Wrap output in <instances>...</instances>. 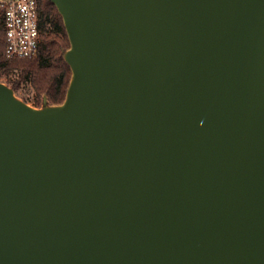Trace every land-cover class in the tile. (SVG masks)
I'll return each mask as SVG.
<instances>
[{"label": "water", "instance_id": "1", "mask_svg": "<svg viewBox=\"0 0 264 264\" xmlns=\"http://www.w3.org/2000/svg\"><path fill=\"white\" fill-rule=\"evenodd\" d=\"M49 1L71 79L0 81V264H264V0Z\"/></svg>", "mask_w": 264, "mask_h": 264}, {"label": "trees", "instance_id": "2", "mask_svg": "<svg viewBox=\"0 0 264 264\" xmlns=\"http://www.w3.org/2000/svg\"><path fill=\"white\" fill-rule=\"evenodd\" d=\"M39 11L41 42L37 53L30 58L5 56V31L0 12V80L16 94L23 84L29 83L36 103L45 97L51 105L61 104L71 79V71L64 60L69 41L62 18L49 0H36ZM24 102H26L24 100Z\"/></svg>", "mask_w": 264, "mask_h": 264}, {"label": "built area", "instance_id": "3", "mask_svg": "<svg viewBox=\"0 0 264 264\" xmlns=\"http://www.w3.org/2000/svg\"><path fill=\"white\" fill-rule=\"evenodd\" d=\"M7 58L33 57L41 42L36 0H0Z\"/></svg>", "mask_w": 264, "mask_h": 264}, {"label": "rangeland", "instance_id": "4", "mask_svg": "<svg viewBox=\"0 0 264 264\" xmlns=\"http://www.w3.org/2000/svg\"><path fill=\"white\" fill-rule=\"evenodd\" d=\"M0 81L6 84L7 79L3 78ZM15 95L18 99L22 101L25 100L26 101L25 103H27L30 107L35 108V109L42 108L44 105L52 106L51 104L47 102L45 97H42L41 100L38 103H36L34 91L29 83L23 84ZM44 100H46V104H43Z\"/></svg>", "mask_w": 264, "mask_h": 264}]
</instances>
